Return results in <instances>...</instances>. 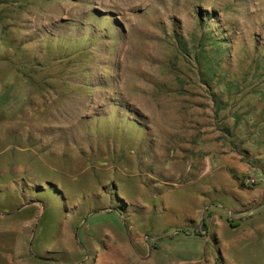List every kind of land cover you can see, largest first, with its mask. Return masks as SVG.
Wrapping results in <instances>:
<instances>
[{
	"label": "rangeland",
	"instance_id": "1",
	"mask_svg": "<svg viewBox=\"0 0 264 264\" xmlns=\"http://www.w3.org/2000/svg\"><path fill=\"white\" fill-rule=\"evenodd\" d=\"M108 261L264 264V0H0V264Z\"/></svg>",
	"mask_w": 264,
	"mask_h": 264
},
{
	"label": "crops",
	"instance_id": "2",
	"mask_svg": "<svg viewBox=\"0 0 264 264\" xmlns=\"http://www.w3.org/2000/svg\"><path fill=\"white\" fill-rule=\"evenodd\" d=\"M105 263L110 264V263H112V261H108V262H105Z\"/></svg>",
	"mask_w": 264,
	"mask_h": 264
},
{
	"label": "bare ground",
	"instance_id": "3",
	"mask_svg": "<svg viewBox=\"0 0 264 264\" xmlns=\"http://www.w3.org/2000/svg\"><path fill=\"white\" fill-rule=\"evenodd\" d=\"M110 259V258H109Z\"/></svg>",
	"mask_w": 264,
	"mask_h": 264
},
{
	"label": "trees",
	"instance_id": "4",
	"mask_svg": "<svg viewBox=\"0 0 264 264\" xmlns=\"http://www.w3.org/2000/svg\"><path fill=\"white\" fill-rule=\"evenodd\" d=\"M237 177V176H236Z\"/></svg>",
	"mask_w": 264,
	"mask_h": 264
}]
</instances>
